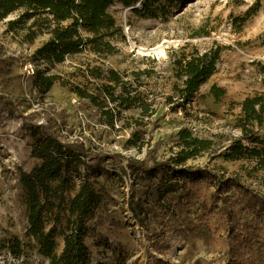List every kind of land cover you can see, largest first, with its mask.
<instances>
[{"label":"rangeland","instance_id":"obj_1","mask_svg":"<svg viewBox=\"0 0 264 264\" xmlns=\"http://www.w3.org/2000/svg\"><path fill=\"white\" fill-rule=\"evenodd\" d=\"M134 9H142V0L129 8L110 5L115 27L98 35L81 29L85 39L97 38V44H86L62 62L53 61L47 48L50 31L57 27L50 14L27 17L22 8L0 19V240L25 239L28 218L19 170L29 172L37 163L24 130V123H33L65 143L83 145L91 155L79 174H69L77 185L87 178L104 195L102 206L87 223L86 244L93 264H226V217L218 222V215L206 214L197 202L183 210L177 199L170 205L172 212L163 201L141 203L144 214L136 215L131 207L137 206L149 182L135 180L128 162L151 164L153 158L162 162L174 157L179 151L178 133L188 129L214 146L188 160L187 166L207 169L218 179H237L264 193V168H257L254 161L222 156L232 140L241 137L237 119L243 100L264 94V0H184L180 5L163 0L153 13ZM249 12L245 22H235ZM215 46L222 49L216 73L190 104L179 107L175 52L184 48L187 53L192 48L204 52ZM27 65L60 78L46 97L35 88V75L27 77ZM115 76L122 84H116ZM104 84L114 87L115 96H126L128 91L139 100L127 109H117L107 100L108 109L120 112L114 126L74 92L79 87L97 93ZM213 86L226 91L220 100L210 93ZM256 135L264 139V128L256 129ZM209 189L212 193L215 188ZM203 217L212 232L200 222ZM262 228L259 225L257 234L264 238ZM56 241L60 252L64 237L59 235ZM257 255L258 264H264V246ZM0 264L49 262L35 252L16 258L1 250Z\"/></svg>","mask_w":264,"mask_h":264},{"label":"trees","instance_id":"obj_2","mask_svg":"<svg viewBox=\"0 0 264 264\" xmlns=\"http://www.w3.org/2000/svg\"><path fill=\"white\" fill-rule=\"evenodd\" d=\"M140 1L0 0V19L22 8L27 9V17L35 16L37 12L50 14L57 27L50 31L52 38L47 48L53 61L62 62L67 55L80 52L86 44H97V38L85 39L81 29L98 35L104 29L115 27V20L108 13L110 5L120 3L129 8ZM162 1L142 0V9L134 10L139 14L153 13L155 6L162 4ZM174 1L180 5L184 0ZM250 15L251 12L245 18L235 19V22H245ZM66 21H72L71 25L60 28V24ZM107 48L111 49L110 46ZM221 52L219 46L204 52L197 48H192L188 53L187 48L175 52L172 63L177 79L175 91L179 107L185 108L190 104L200 87L216 73ZM262 68L264 72V66ZM59 80L54 75L36 71L34 85L44 98ZM113 80L118 85L122 84L120 77L115 76ZM74 92L81 100L95 105L111 126L115 125L120 112L108 109L107 100L115 103L117 109H127L139 101L128 91H125L126 96H115L114 87L108 84L98 88L97 93L79 87ZM210 93L220 100L226 91L213 86ZM237 126L241 130V137L232 140L222 156L230 161H254L257 168H264V139L256 135V129L264 128V94L247 96L243 100ZM24 130L30 137L31 157L37 160L31 171L19 170V186L24 195L28 228L23 240H0V251L7 250L16 258L35 252L49 264H93L86 244V237L90 233L87 223L102 206L104 195L87 178L77 185L69 174L70 171L79 174L80 166H85L91 155L83 145L65 143L42 125L24 123ZM178 137L179 151L174 157L162 162L153 158L151 164L138 160L128 162L135 180L149 182L144 196L138 197L137 206L132 205V210L136 215H142L145 204L155 202L161 205L164 201L172 212L170 205H176L175 199L181 209L190 210L197 202L206 214L211 217L218 215V222L222 223L226 217L229 235L225 241L228 242L226 264H258L257 252L264 246V238L257 234L259 225L264 229V193L252 190L237 179H218L207 169L187 166L188 160L211 151L214 142L196 137L188 129H181ZM211 187L215 189L208 193ZM200 222L206 228H212L208 225V218L203 217ZM51 224L54 226L49 228ZM59 235L64 237L60 252L56 241Z\"/></svg>","mask_w":264,"mask_h":264},{"label":"built area","instance_id":"obj_3","mask_svg":"<svg viewBox=\"0 0 264 264\" xmlns=\"http://www.w3.org/2000/svg\"><path fill=\"white\" fill-rule=\"evenodd\" d=\"M25 73H26L27 77L33 76L36 74V70L33 68L32 65H27V66H25Z\"/></svg>","mask_w":264,"mask_h":264}]
</instances>
